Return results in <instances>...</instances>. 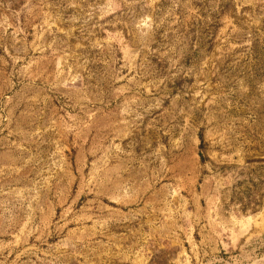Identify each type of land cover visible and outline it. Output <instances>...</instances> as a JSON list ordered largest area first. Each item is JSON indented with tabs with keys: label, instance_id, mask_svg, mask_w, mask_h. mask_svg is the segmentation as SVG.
<instances>
[{
	"label": "rangeland",
	"instance_id": "obj_1",
	"mask_svg": "<svg viewBox=\"0 0 264 264\" xmlns=\"http://www.w3.org/2000/svg\"><path fill=\"white\" fill-rule=\"evenodd\" d=\"M0 264H264V0H0Z\"/></svg>",
	"mask_w": 264,
	"mask_h": 264
}]
</instances>
